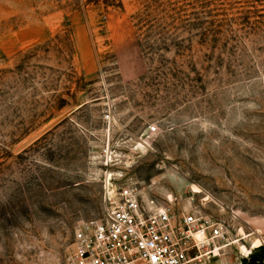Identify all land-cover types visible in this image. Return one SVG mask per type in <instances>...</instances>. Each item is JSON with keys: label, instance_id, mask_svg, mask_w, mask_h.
<instances>
[{"label": "rangeland", "instance_id": "obj_1", "mask_svg": "<svg viewBox=\"0 0 264 264\" xmlns=\"http://www.w3.org/2000/svg\"><path fill=\"white\" fill-rule=\"evenodd\" d=\"M107 176L264 245V0H0V264H67Z\"/></svg>", "mask_w": 264, "mask_h": 264}, {"label": "built area", "instance_id": "obj_2", "mask_svg": "<svg viewBox=\"0 0 264 264\" xmlns=\"http://www.w3.org/2000/svg\"><path fill=\"white\" fill-rule=\"evenodd\" d=\"M108 119V116H105ZM154 133L156 128H148ZM104 161L112 163L107 146ZM103 214L78 224L73 232L67 264H210L226 246L223 224L209 216L144 198L135 183L114 186L110 176L103 185ZM252 248L238 264H264Z\"/></svg>", "mask_w": 264, "mask_h": 264}, {"label": "bare ground", "instance_id": "obj_3", "mask_svg": "<svg viewBox=\"0 0 264 264\" xmlns=\"http://www.w3.org/2000/svg\"><path fill=\"white\" fill-rule=\"evenodd\" d=\"M244 238H245V237H244ZM235 243H237V241H236ZM235 243H234V244H235ZM239 246H240V248H241V249H244V251H246V253H248V252H249L247 249H245V248H244V246H243V245H242V246H241V245H239ZM252 246L254 247V246H256V245L254 244V245H252ZM246 253H245V254H246ZM215 254H216V251H215ZM216 255H219V252H218V254H216Z\"/></svg>", "mask_w": 264, "mask_h": 264}, {"label": "crops", "instance_id": "obj_4", "mask_svg": "<svg viewBox=\"0 0 264 264\" xmlns=\"http://www.w3.org/2000/svg\"><path fill=\"white\" fill-rule=\"evenodd\" d=\"M260 249V248H259ZM264 251V250H263ZM255 252H256V250H255ZM264 253V252H263Z\"/></svg>", "mask_w": 264, "mask_h": 264}, {"label": "trees", "instance_id": "obj_5", "mask_svg": "<svg viewBox=\"0 0 264 264\" xmlns=\"http://www.w3.org/2000/svg\"><path fill=\"white\" fill-rule=\"evenodd\" d=\"M254 257V256H253Z\"/></svg>", "mask_w": 264, "mask_h": 264}]
</instances>
